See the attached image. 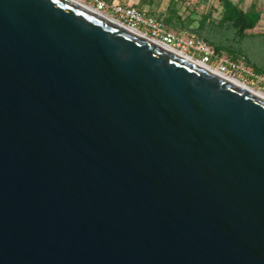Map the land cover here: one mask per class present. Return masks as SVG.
<instances>
[{
    "label": "water",
    "instance_id": "water-1",
    "mask_svg": "<svg viewBox=\"0 0 264 264\" xmlns=\"http://www.w3.org/2000/svg\"><path fill=\"white\" fill-rule=\"evenodd\" d=\"M0 264H264V98L74 0H0Z\"/></svg>",
    "mask_w": 264,
    "mask_h": 264
},
{
    "label": "trees",
    "instance_id": "trees-1",
    "mask_svg": "<svg viewBox=\"0 0 264 264\" xmlns=\"http://www.w3.org/2000/svg\"><path fill=\"white\" fill-rule=\"evenodd\" d=\"M160 3V0H140L136 6L160 19L168 30L175 29L178 34L182 31L195 33L216 55H225L234 62L242 60L253 67L255 75L264 74V55L252 51L259 42L264 48V34L249 33L260 20V11L256 8L244 10L232 0H220L222 14L214 20L209 13L196 17L194 9L184 7L181 0H169L163 11L159 10Z\"/></svg>",
    "mask_w": 264,
    "mask_h": 264
},
{
    "label": "built area",
    "instance_id": "built-area-1",
    "mask_svg": "<svg viewBox=\"0 0 264 264\" xmlns=\"http://www.w3.org/2000/svg\"><path fill=\"white\" fill-rule=\"evenodd\" d=\"M90 5L105 15L115 17L130 28L138 29L150 38L161 40L166 44L187 52L197 60H201L229 74L232 71L248 72L247 68L238 62L215 54L213 48L195 33L184 31L183 36L172 33L165 24L153 15H148L133 4L110 0H88ZM196 56V57H195ZM215 61V62H214ZM215 63V64H214Z\"/></svg>",
    "mask_w": 264,
    "mask_h": 264
},
{
    "label": "crops",
    "instance_id": "crops-1",
    "mask_svg": "<svg viewBox=\"0 0 264 264\" xmlns=\"http://www.w3.org/2000/svg\"><path fill=\"white\" fill-rule=\"evenodd\" d=\"M116 2H122L126 4L136 5L140 0H114ZM235 4L239 5L244 10H250L256 8L260 11V20L257 26L249 30V33L264 34V0H232ZM160 11H163L169 0H160ZM184 7L194 9L196 17H200L202 13L210 14L211 18L217 20L221 17L222 6L220 0H181ZM172 31V30H171Z\"/></svg>",
    "mask_w": 264,
    "mask_h": 264
},
{
    "label": "bare ground",
    "instance_id": "bare-ground-1",
    "mask_svg": "<svg viewBox=\"0 0 264 264\" xmlns=\"http://www.w3.org/2000/svg\"><path fill=\"white\" fill-rule=\"evenodd\" d=\"M74 1H77V2H80V3H83L85 4L84 2L80 1V0H74ZM88 8H91L92 10L94 9L93 6L89 5V4H85ZM96 10V9H94ZM99 12V11H98ZM99 13H102V12H99ZM103 14V13H102ZM105 15V14H104ZM111 19H113L114 21L120 23V24H124L122 21H120L119 19L115 18V17H112V16H108V15H105ZM132 30H134L135 32H138L146 37H149L147 36L146 34H144L143 32L139 31L138 29H134V28H131ZM152 40H154L156 43L160 44L161 46H164L168 49H170L171 51L173 52H176L177 54L183 56V57H186L188 58L189 60H193L194 62H196L197 64H199L200 66L208 69V70H211L212 72L224 77L225 79L239 85V86H242L243 88H246L248 89L249 91L259 95L260 97H263L264 98V92L263 91H260V90H256L255 88H253L252 86L248 85L247 83L243 82L242 80L236 78V77H231L230 75L226 74V73H223L222 71H220V69L218 68H214L213 66H211L210 64L206 63V62H203L201 60H197L195 59L194 57H192L190 54H188L187 52L185 51H182L180 49H178L177 47L175 46H172V45H169V44H166L164 43L163 41L161 40H157V39H154V38H151Z\"/></svg>",
    "mask_w": 264,
    "mask_h": 264
},
{
    "label": "rangeland",
    "instance_id": "rangeland-1",
    "mask_svg": "<svg viewBox=\"0 0 264 264\" xmlns=\"http://www.w3.org/2000/svg\"><path fill=\"white\" fill-rule=\"evenodd\" d=\"M80 1L84 2L85 4H89V5L91 4V3H89L88 0H80ZM172 33L178 34V32L175 29L172 30ZM183 35H184V31H182V32L179 33V36H183ZM180 49H183V48H180ZM263 49H264L263 46L259 42L258 44H255V47L252 48V51L256 55H258V54L259 55H261V54L264 55ZM223 57H226V56L223 55ZM238 63H240L245 68H247L248 72H239V71L234 72V71H232L230 73L231 74L230 76L231 77H236V78L242 80L243 82L247 83L248 85L252 86L256 90H260V91H263L264 92V76H263L264 74L262 76H260V75L257 76V75H255L252 66L246 65L245 62L242 61V60L241 61H238ZM211 66H213V65H211ZM213 67L216 68L215 66H213Z\"/></svg>",
    "mask_w": 264,
    "mask_h": 264
}]
</instances>
